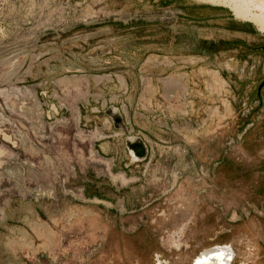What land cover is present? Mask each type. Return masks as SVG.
Segmentation results:
<instances>
[{
	"label": "rangeland",
	"instance_id": "374dc122",
	"mask_svg": "<svg viewBox=\"0 0 264 264\" xmlns=\"http://www.w3.org/2000/svg\"><path fill=\"white\" fill-rule=\"evenodd\" d=\"M227 1L0 0V264H264V33Z\"/></svg>",
	"mask_w": 264,
	"mask_h": 264
},
{
	"label": "bare ground",
	"instance_id": "6f19581e",
	"mask_svg": "<svg viewBox=\"0 0 264 264\" xmlns=\"http://www.w3.org/2000/svg\"><path fill=\"white\" fill-rule=\"evenodd\" d=\"M229 1V0H228ZM227 1V2H228ZM231 1V0H230ZM239 1V2H238ZM233 4H231V8L243 19H250L254 23L257 24V27L264 32V7H262V12L260 13H252L250 9L246 5L247 0H232ZM242 2V3H240ZM117 120L121 122V116L116 115ZM131 148L135 151L139 158H145L148 153V148L146 144L140 139L136 138V140L130 139Z\"/></svg>",
	"mask_w": 264,
	"mask_h": 264
},
{
	"label": "flooded vegetation",
	"instance_id": "af4514ba",
	"mask_svg": "<svg viewBox=\"0 0 264 264\" xmlns=\"http://www.w3.org/2000/svg\"><path fill=\"white\" fill-rule=\"evenodd\" d=\"M262 48H264V46H262ZM115 114L117 116L120 115L118 111H115ZM131 140L134 141L136 138H131ZM132 152L135 158H139L133 149ZM180 233L181 231L179 234ZM235 259L236 254L234 253V250L231 246L218 245L210 249H206L204 252L199 254L194 260L193 264H233ZM160 264H162V262Z\"/></svg>",
	"mask_w": 264,
	"mask_h": 264
},
{
	"label": "water",
	"instance_id": "95a60500",
	"mask_svg": "<svg viewBox=\"0 0 264 264\" xmlns=\"http://www.w3.org/2000/svg\"><path fill=\"white\" fill-rule=\"evenodd\" d=\"M112 113H113V111H112ZM112 117H113V114H112ZM113 119L115 120V122H116V119L113 117ZM116 124H117V122H116ZM118 125V124H117ZM119 127H123V128H126L127 129V127H125V126H123V125H118ZM141 139V138H140ZM129 142V141H128Z\"/></svg>",
	"mask_w": 264,
	"mask_h": 264
}]
</instances>
